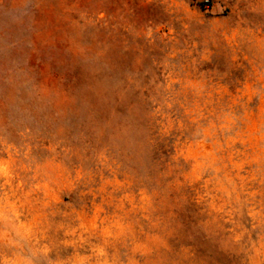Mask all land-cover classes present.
<instances>
[{
  "label": "rangeland",
  "instance_id": "1",
  "mask_svg": "<svg viewBox=\"0 0 264 264\" xmlns=\"http://www.w3.org/2000/svg\"><path fill=\"white\" fill-rule=\"evenodd\" d=\"M0 264H264V0H0Z\"/></svg>",
  "mask_w": 264,
  "mask_h": 264
}]
</instances>
